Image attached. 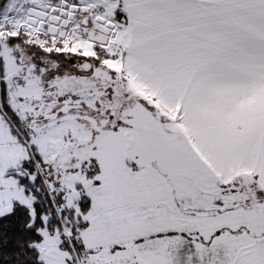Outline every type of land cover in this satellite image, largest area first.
Here are the masks:
<instances>
[{
  "label": "snow or ice",
  "instance_id": "1",
  "mask_svg": "<svg viewBox=\"0 0 264 264\" xmlns=\"http://www.w3.org/2000/svg\"><path fill=\"white\" fill-rule=\"evenodd\" d=\"M0 264H264V0H0Z\"/></svg>",
  "mask_w": 264,
  "mask_h": 264
}]
</instances>
